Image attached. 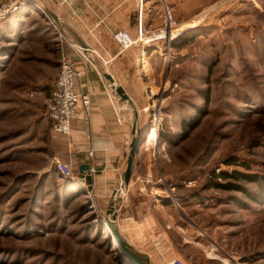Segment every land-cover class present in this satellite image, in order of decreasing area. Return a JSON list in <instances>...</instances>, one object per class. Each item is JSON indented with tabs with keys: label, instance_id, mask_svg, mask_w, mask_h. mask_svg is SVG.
Instances as JSON below:
<instances>
[{
	"label": "rangeland",
	"instance_id": "rangeland-1",
	"mask_svg": "<svg viewBox=\"0 0 264 264\" xmlns=\"http://www.w3.org/2000/svg\"><path fill=\"white\" fill-rule=\"evenodd\" d=\"M48 17L33 0H0V264H130L106 232L108 203L59 169L76 153L48 105L62 54L83 58ZM142 25L159 37L141 43L139 64L157 73L140 107L159 124L136 159L190 205L218 264H264V0H145Z\"/></svg>",
	"mask_w": 264,
	"mask_h": 264
},
{
	"label": "crops",
	"instance_id": "crops-1",
	"mask_svg": "<svg viewBox=\"0 0 264 264\" xmlns=\"http://www.w3.org/2000/svg\"><path fill=\"white\" fill-rule=\"evenodd\" d=\"M35 3L43 8L41 2ZM46 3L58 15L65 17L96 50L109 72L134 100L145 126L147 118H144L140 105H147V83L142 80L149 72L150 83L155 82L156 65L139 64L143 57L141 49L123 46L115 37L116 33L123 31L132 37L137 36L139 14L135 1L46 0ZM157 21L150 25L155 27ZM158 50V46H150L145 55L153 57ZM75 59L81 73L77 88L91 95L92 115L90 118L80 115L72 123L70 145L76 153L72 161L77 162L73 174L79 175L81 164H91L94 181L90 191L108 203V210L118 197L116 191L126 165L128 142L136 116L126 102L110 91L95 66L87 65L83 59L80 64L77 56ZM149 132L150 135L151 130ZM154 166L151 161L136 159L127 192L118 210L116 228L119 235L134 253L151 264H169L175 258L182 259L186 264H218L213 252L203 248L202 231L196 229L195 220L189 216L190 205L169 199L161 192L158 183L155 184ZM147 180L158 188L157 198L149 191H142ZM82 185L87 188L86 184ZM147 185L150 186L149 183Z\"/></svg>",
	"mask_w": 264,
	"mask_h": 264
},
{
	"label": "built area",
	"instance_id": "built-area-1",
	"mask_svg": "<svg viewBox=\"0 0 264 264\" xmlns=\"http://www.w3.org/2000/svg\"><path fill=\"white\" fill-rule=\"evenodd\" d=\"M134 1L139 14L138 33L136 38H133L124 31L116 33L115 37L123 46L128 47L133 43H137L141 47V50H143V44L141 43H143L144 41L145 43H147L153 40L154 38H158L159 35L148 37V39L144 38L145 36L142 25V11L144 8L145 0ZM166 18L168 19V15H166ZM52 24L56 27V29L59 27V25L53 20ZM61 33L62 39L66 41L71 47L76 48L74 40H72L71 37L66 36L65 33ZM76 50L77 54L81 58H83V60L87 63V58L82 53V50ZM60 65V73L57 80L58 82L56 84V89L52 95L53 98H51L50 103L48 105V115L49 118L52 120L53 131L57 134L69 136L73 131L72 123L75 118L80 115L84 116L85 118H90V115H92V98L88 92L81 91L77 88V80L81 76V73L77 68V64L74 59L64 52L60 60ZM155 116L157 117L156 112L153 114V120L151 123H156V125L158 126L159 119L156 118L155 120ZM152 124H150V127ZM76 163V161H72L71 164H64L62 162H59L60 172L65 176L73 173V166L76 165ZM147 183H149L150 186H148ZM152 188V181L146 182V184L142 188V191L144 193H148L149 191L150 194L157 198L158 192ZM169 264H186V262H184L180 258H175Z\"/></svg>",
	"mask_w": 264,
	"mask_h": 264
},
{
	"label": "water",
	"instance_id": "water-1",
	"mask_svg": "<svg viewBox=\"0 0 264 264\" xmlns=\"http://www.w3.org/2000/svg\"><path fill=\"white\" fill-rule=\"evenodd\" d=\"M34 2H41L43 4V9L45 12L48 13V16L51 20L59 25V27L68 34L76 43L78 48L82 50V53L85 57L92 63L93 66L98 70L101 77L107 83L108 88L112 93L118 97L119 99L126 102L130 109L132 110L135 117V137L133 142L130 146L128 154L126 156V165L124 170L121 174V181L118 184L117 188V196L115 201L112 202L108 208V212L106 214V219L108 220L107 230L113 232L114 234L118 228H116V220L118 217V210L122 203L123 198L125 197V193L127 192V187L130 182V178L133 173L136 157L139 153L140 145L144 142V138L146 133L150 127V125L146 124L145 126L142 125L141 116L139 110L137 109L136 105L134 104V100H132L131 96L128 94L122 83L118 82L116 78L109 72L96 50H94L85 40L84 38L78 33L66 20L65 17L58 15L54 12L46 3V0H33ZM99 172L96 171V173ZM93 172L91 164L83 163L79 167V175L75 176L73 173L68 174L65 176L66 180H77L79 183L86 184L87 189L91 190L93 187ZM119 249L122 253L127 257L130 264H151L145 258L140 257L136 253H134L121 236H118L116 240Z\"/></svg>",
	"mask_w": 264,
	"mask_h": 264
},
{
	"label": "bare ground",
	"instance_id": "bare-ground-1",
	"mask_svg": "<svg viewBox=\"0 0 264 264\" xmlns=\"http://www.w3.org/2000/svg\"><path fill=\"white\" fill-rule=\"evenodd\" d=\"M37 4V3H36ZM38 5V4H37ZM38 7L42 10V11H44V9L40 6V5H38ZM26 8V7H25ZM23 9V8H22ZM158 116V115H157ZM148 133V132H147ZM146 133V134H147ZM150 133V132H149ZM146 137V136H145ZM145 141V140H144ZM144 143V142H143ZM105 225H106V227H107V225H108V220H106L105 221V223H104ZM111 235H112V238L114 239V240H117V238H118V236H120L119 235V233L118 232H116L115 234L112 232L111 233ZM128 261V260H127Z\"/></svg>",
	"mask_w": 264,
	"mask_h": 264
},
{
	"label": "trees",
	"instance_id": "trees-1",
	"mask_svg": "<svg viewBox=\"0 0 264 264\" xmlns=\"http://www.w3.org/2000/svg\"><path fill=\"white\" fill-rule=\"evenodd\" d=\"M33 9V8H32ZM48 22H49V20H50V23L52 24V20L50 19V17H48L47 19H46ZM188 132L186 131V133L183 135V137L185 138V136H187L188 134H187ZM223 175H225V174H223ZM61 176H63L62 174H61ZM106 232H107V230H106Z\"/></svg>",
	"mask_w": 264,
	"mask_h": 264
}]
</instances>
